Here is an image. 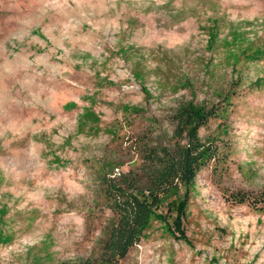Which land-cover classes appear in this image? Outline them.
<instances>
[{
  "label": "rangeland",
  "instance_id": "rangeland-1",
  "mask_svg": "<svg viewBox=\"0 0 264 264\" xmlns=\"http://www.w3.org/2000/svg\"><path fill=\"white\" fill-rule=\"evenodd\" d=\"M189 103L217 112L187 237L110 264H264V0H0V264H109L112 185Z\"/></svg>",
  "mask_w": 264,
  "mask_h": 264
},
{
  "label": "trees",
  "instance_id": "trees-1",
  "mask_svg": "<svg viewBox=\"0 0 264 264\" xmlns=\"http://www.w3.org/2000/svg\"><path fill=\"white\" fill-rule=\"evenodd\" d=\"M216 112L195 104L185 105L177 114V134L186 133L188 143L174 153L165 146L150 150L142 173L131 170L121 184L112 185L119 221L110 235L111 251L106 257L109 264L117 255L127 253L152 220L162 221L171 233H180L176 237H187L184 219L195 171L214 149L199 147L198 129Z\"/></svg>",
  "mask_w": 264,
  "mask_h": 264
}]
</instances>
